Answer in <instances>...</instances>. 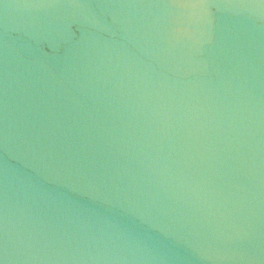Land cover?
Listing matches in <instances>:
<instances>
[{
    "label": "water",
    "instance_id": "obj_1",
    "mask_svg": "<svg viewBox=\"0 0 264 264\" xmlns=\"http://www.w3.org/2000/svg\"><path fill=\"white\" fill-rule=\"evenodd\" d=\"M0 264H264V0H0Z\"/></svg>",
    "mask_w": 264,
    "mask_h": 264
}]
</instances>
